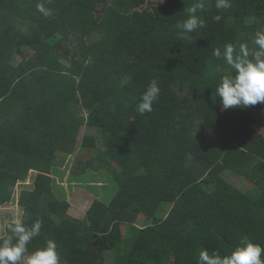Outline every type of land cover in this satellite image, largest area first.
I'll return each instance as SVG.
<instances>
[{
  "label": "trees",
  "instance_id": "obj_1",
  "mask_svg": "<svg viewBox=\"0 0 264 264\" xmlns=\"http://www.w3.org/2000/svg\"><path fill=\"white\" fill-rule=\"evenodd\" d=\"M152 1L0 0V207L35 172L18 195L24 222L43 221L29 253L51 239L61 264H104L124 242L121 225L135 233L115 264H198L201 250L230 254L243 238L264 246V135L255 129L264 105L224 110L216 85L228 66L212 55L229 43L256 49L264 0H231L228 9L204 0L197 15L206 27L189 40L176 25L195 0ZM41 2L50 17L37 11ZM22 48L31 55L14 64ZM154 79L160 95L141 115L136 106ZM83 127L96 135L81 136ZM97 137L96 159L117 192L77 219L52 175L59 156H72L79 140L97 149ZM141 219L151 221L136 226Z\"/></svg>",
  "mask_w": 264,
  "mask_h": 264
},
{
  "label": "clouds",
  "instance_id": "obj_2",
  "mask_svg": "<svg viewBox=\"0 0 264 264\" xmlns=\"http://www.w3.org/2000/svg\"><path fill=\"white\" fill-rule=\"evenodd\" d=\"M217 9H228L231 0H216ZM204 0L195 2L185 10L186 19L178 22L181 39H191V33L206 27V21L197 15L203 11ZM37 11L45 17L52 15V10L46 8L43 2L36 5ZM221 17L217 15L215 20ZM256 49L249 51L246 43L236 47L229 43L221 48H215L212 55L217 60H223L228 69H221L222 74L216 85V94L224 110L229 108L245 109L257 104L264 105V30H257L253 39ZM160 88L157 80H152L146 91L141 95L137 111L143 115L153 111V104L158 100ZM43 221H36L28 226L20 217L6 222V235L0 240V264H61L58 245L54 240H47L44 247L29 253L28 245L40 235ZM264 246L243 238L230 254L221 255L217 251L211 254L201 250L198 264H264Z\"/></svg>",
  "mask_w": 264,
  "mask_h": 264
},
{
  "label": "rangeland",
  "instance_id": "obj_3",
  "mask_svg": "<svg viewBox=\"0 0 264 264\" xmlns=\"http://www.w3.org/2000/svg\"><path fill=\"white\" fill-rule=\"evenodd\" d=\"M156 3L153 0L150 5H155ZM145 7H149V5ZM29 55H31V52L28 48L19 49L13 56V63L18 64L22 58ZM255 129L264 135V123ZM83 134L96 135V132L83 127L81 136ZM80 143L81 141L79 140L76 151L72 156H59L57 158V165L52 175L54 190L60 194V198L66 199L70 203L69 215L77 219H82L85 216L87 210L95 200H101L104 204H108L117 192V184L112 177L107 175L106 165L96 159L97 150L98 152L103 151L101 139L97 137V149L94 150L82 148ZM78 162L82 164L79 167L75 166ZM84 166H86V173L81 175L83 171L81 168ZM113 167L115 166L113 165ZM73 168L80 176L75 177L73 175ZM34 175L35 172L31 171L26 181L18 183L12 202L0 207V237L5 234L4 225L6 222H11L17 217L22 218L23 209L18 204V195L21 190L32 188ZM223 176L228 182L242 189L253 198H256L260 194L258 189L252 186L244 177L235 176L229 172H225ZM170 207L168 204H165L161 208L160 215H165L170 210ZM150 221L141 219L135 225L138 227L146 226ZM130 227L121 225L124 242L120 248L105 253L104 264H115L119 255L129 250L133 234L135 233V230H132ZM128 246L129 248H126Z\"/></svg>",
  "mask_w": 264,
  "mask_h": 264
},
{
  "label": "crops",
  "instance_id": "obj_4",
  "mask_svg": "<svg viewBox=\"0 0 264 264\" xmlns=\"http://www.w3.org/2000/svg\"><path fill=\"white\" fill-rule=\"evenodd\" d=\"M75 218V217H74Z\"/></svg>",
  "mask_w": 264,
  "mask_h": 264
}]
</instances>
